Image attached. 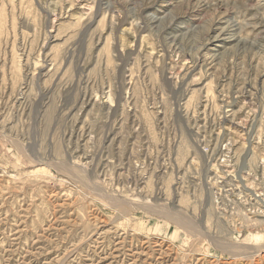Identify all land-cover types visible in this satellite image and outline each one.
Listing matches in <instances>:
<instances>
[{
	"label": "rangeland",
	"instance_id": "374dc122",
	"mask_svg": "<svg viewBox=\"0 0 264 264\" xmlns=\"http://www.w3.org/2000/svg\"><path fill=\"white\" fill-rule=\"evenodd\" d=\"M0 264H264V0H0Z\"/></svg>",
	"mask_w": 264,
	"mask_h": 264
},
{
	"label": "bare ground",
	"instance_id": "6f19581e",
	"mask_svg": "<svg viewBox=\"0 0 264 264\" xmlns=\"http://www.w3.org/2000/svg\"><path fill=\"white\" fill-rule=\"evenodd\" d=\"M219 41V40H218Z\"/></svg>",
	"mask_w": 264,
	"mask_h": 264
}]
</instances>
